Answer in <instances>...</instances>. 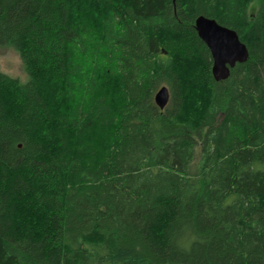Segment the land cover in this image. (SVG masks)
Instances as JSON below:
<instances>
[{
	"label": "trees",
	"instance_id": "trees-1",
	"mask_svg": "<svg viewBox=\"0 0 264 264\" xmlns=\"http://www.w3.org/2000/svg\"><path fill=\"white\" fill-rule=\"evenodd\" d=\"M0 48V264H264V0H0Z\"/></svg>",
	"mask_w": 264,
	"mask_h": 264
},
{
	"label": "water",
	"instance_id": "water-1",
	"mask_svg": "<svg viewBox=\"0 0 264 264\" xmlns=\"http://www.w3.org/2000/svg\"><path fill=\"white\" fill-rule=\"evenodd\" d=\"M199 38L206 44L212 55V75L216 81L227 80L231 69L247 62L248 47L241 42L235 30L219 24L215 19L200 16L195 22ZM170 91L164 86L155 95V103L164 110L170 102Z\"/></svg>",
	"mask_w": 264,
	"mask_h": 264
},
{
	"label": "rangeland",
	"instance_id": "rangeland-1",
	"mask_svg": "<svg viewBox=\"0 0 264 264\" xmlns=\"http://www.w3.org/2000/svg\"><path fill=\"white\" fill-rule=\"evenodd\" d=\"M0 72L17 78L22 83L28 81L20 55L13 48H0Z\"/></svg>",
	"mask_w": 264,
	"mask_h": 264
}]
</instances>
